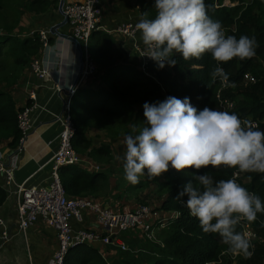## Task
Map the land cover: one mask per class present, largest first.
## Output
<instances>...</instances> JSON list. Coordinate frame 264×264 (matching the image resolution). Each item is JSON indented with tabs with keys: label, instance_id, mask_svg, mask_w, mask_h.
<instances>
[{
	"label": "trees",
	"instance_id": "trees-1",
	"mask_svg": "<svg viewBox=\"0 0 264 264\" xmlns=\"http://www.w3.org/2000/svg\"><path fill=\"white\" fill-rule=\"evenodd\" d=\"M231 2L238 4L226 7L218 0H205L207 14L213 20L221 22L226 35L236 36L237 39L241 35L255 37L259 47L256 49V56L250 60L233 59L222 65L229 74V81L234 82L236 86L222 89L220 97L234 102L235 108L230 113H235L239 118L252 119L258 130L264 131V0ZM57 3V0H28L25 10L35 16L42 15L50 8H55ZM7 4L9 5L8 2L0 1V11L12 10ZM135 6L139 7L140 18L142 13H149V18H154V0H135ZM13 12L16 14L15 9ZM19 20L20 17L17 16L14 20L15 27L19 25ZM15 27L6 26L4 32L0 33V145L6 142L5 147L9 149L18 146L21 133L17 127V115L23 110V107L19 108L15 103L13 88L18 84L24 70L30 67L33 59L41 52L38 31L20 37L15 33ZM138 36L140 37V33ZM92 39L99 47L98 53L94 50L96 44L91 43ZM140 42L143 45V42ZM115 44L113 36L106 32L92 33L88 43L90 55L93 61L104 69L102 74L96 72L85 80L81 85L83 89L78 88L70 101V117L75 130L71 146L82 159L90 163L89 166L110 163L113 153L109 145H93L89 134L96 128V123L92 114L102 118L115 114L126 117L128 127L124 128L123 132L127 136L137 134L142 127L141 123L145 122V103L154 104L170 96L179 99L190 98L191 104L198 111L205 107L219 111L216 95L221 84L218 79L215 82L211 80L210 72L215 67V61L209 53L199 60L189 61H185L180 54H174L173 58L177 61L175 66L165 65L163 69L150 60L147 62L149 73L145 74L139 67L138 58L135 64L130 57L127 62H123V53L120 49H114L117 46ZM246 73L255 78L254 83L245 84L242 81ZM142 87V92L133 90H141ZM81 95L82 109L79 110L77 105ZM89 166L84 163L60 169L59 177L67 197L96 198L101 195L102 184L109 181L110 175L106 172L107 169L102 167L94 170L92 166L93 171H88ZM206 171L214 181L232 179L233 174L237 172V183L249 192L257 194L264 203V174L239 173L238 169L223 166ZM189 179L190 176L178 174L170 168L161 181L156 183L155 193L160 197L164 195L156 208L158 217L172 212L178 216L170 220L165 228L159 229V243L149 250L150 255L139 258L136 253L111 249L112 253L106 261L96 248L80 245L69 250L63 264H113L112 258L118 255L124 262L125 257H128L132 264H264V214L258 213L254 222L245 221L255 233V239L251 242L254 249H250L254 251V255L251 259L237 257L233 261L227 253L228 246L221 242L219 235L205 234L199 226V221L176 200L178 192ZM123 185L125 188L124 183ZM5 199L6 192L0 188V206ZM184 200L186 201L187 197H184ZM242 230L241 224L238 225L237 231L242 233ZM121 238L124 239L122 236ZM133 242L136 243L130 241L129 245L127 244L131 249L134 248Z\"/></svg>",
	"mask_w": 264,
	"mask_h": 264
},
{
	"label": "clouds",
	"instance_id": "clouds-1",
	"mask_svg": "<svg viewBox=\"0 0 264 264\" xmlns=\"http://www.w3.org/2000/svg\"><path fill=\"white\" fill-rule=\"evenodd\" d=\"M153 9L154 18L142 13L135 29L146 56L158 68L175 66L174 54L189 61L209 53L215 61L211 80L236 86L222 65L254 58L259 47L255 37L226 35L221 22L207 14L205 0H154ZM143 110L145 122L139 132L124 138V179L137 185L141 177L155 180L170 168L190 176L176 200L199 221L205 234L219 235L228 254L251 259L254 246L237 226L256 221L258 213L264 214V203L235 179L214 181L206 170L223 166L264 174V131L235 113L208 107L198 111L188 97L145 103Z\"/></svg>",
	"mask_w": 264,
	"mask_h": 264
},
{
	"label": "built area",
	"instance_id": "built-area-1",
	"mask_svg": "<svg viewBox=\"0 0 264 264\" xmlns=\"http://www.w3.org/2000/svg\"><path fill=\"white\" fill-rule=\"evenodd\" d=\"M101 0H81L77 3L63 4L60 15L67 20L70 28V37L79 43L80 53L77 52L78 73L73 84L66 90L68 96L63 104L62 113L56 117L61 131L58 139V147L53 157L48 162L49 181L42 187H25V183L17 184L14 181V172L18 168L19 154L22 152L24 142L31 131V112L37 107L36 89L31 87L27 91L29 104L17 115V127L21 137L15 149L4 147L0 150V175L4 177V184L12 187L16 196V217L17 233L26 237L29 228L38 220L43 221L56 233L57 248L54 250L48 264H63L69 250L80 245L89 247L101 246L100 256L107 260L112 253L111 249H119L123 252L130 251L129 246L122 240L121 234L127 232L141 233L148 241L155 242L153 228L157 230L165 228L170 220L177 217L175 212L166 216L158 217V212L153 211L147 205H137L134 207L113 208L98 203L92 198L67 197L59 177L62 167L89 163L82 159L71 146V140L75 134L70 117V101L76 90L83 82L96 72V65L91 58L88 43L92 33L103 31L110 35L122 38L130 48L133 56L140 60V69L148 74L147 62L152 60L147 57L145 46L138 41L139 32L135 29L137 20L129 19L117 25L114 29H105L102 22ZM138 12L139 7L135 6ZM39 41L41 51L48 50L49 30H40ZM30 71L39 80L49 77L51 70L39 58L35 57L30 64ZM245 84H252L255 78L246 73L243 75ZM221 84V83H220ZM224 87L221 84L217 92L219 111L232 112L235 104L232 101L221 99L220 92ZM56 92L65 91L59 84L54 85ZM242 121H252V119L241 118ZM7 157L9 163H4ZM94 169H98L97 166ZM239 174L232 176L238 180ZM88 221L94 223V228H85L81 225ZM74 224L80 225L75 227ZM242 233L246 235L250 242L255 239V233L248 223L242 222ZM13 235L9 232L5 220L0 218V247L11 240ZM214 264V263H213Z\"/></svg>",
	"mask_w": 264,
	"mask_h": 264
},
{
	"label": "crops",
	"instance_id": "crops-1",
	"mask_svg": "<svg viewBox=\"0 0 264 264\" xmlns=\"http://www.w3.org/2000/svg\"><path fill=\"white\" fill-rule=\"evenodd\" d=\"M59 2V0H57ZM77 3L81 0H75ZM65 3V0H64ZM66 4V3H65ZM71 4V2L67 3ZM102 26L105 29H114L122 22L129 19L137 20L139 13L134 11L135 0H101ZM62 17L58 11V3L55 8H50L42 15H33L30 22H25L32 31L49 30L60 25ZM31 25V26H30ZM57 33L70 35V28L67 24L60 26ZM113 36V35H112ZM117 45L123 53V62L128 58L135 61L129 44L122 38L113 36ZM49 49L41 51L39 57L48 69L51 70L49 77L39 80L28 67L21 75L18 84L13 88V97L17 107L27 105V91L31 87L36 89L37 107L31 112L30 120L32 124L22 152L19 154V164L14 172V181L17 184L25 183V187H42L49 181L48 162L53 157L57 147L61 131L56 117L62 113L63 104L68 96L66 90L73 84L78 73V60L75 46L67 39L49 34ZM94 39V38H93ZM93 39L91 43L93 44ZM96 53L99 47L94 49ZM97 72L102 74L103 67L94 62ZM59 84L65 91L56 92L54 85ZM83 89V87H80ZM6 146V142L0 145V150ZM4 163H9L8 158H4ZM89 166L90 163H87ZM91 166H94L91 164ZM91 169V168H89ZM0 188L6 192V199L0 206V218L6 221L9 232L13 235L10 241L0 247V264H48V260L57 248L55 231L47 226L43 221L38 220L26 233V237L17 233L16 217V196L12 187L4 184V177L0 175ZM98 203L108 205L107 196L90 197ZM75 227L80 225L74 224ZM85 228H96L92 221L81 225ZM97 249V246L95 247ZM98 250V249H97ZM99 252V251H98ZM100 253V252H99Z\"/></svg>",
	"mask_w": 264,
	"mask_h": 264
},
{
	"label": "rangeland",
	"instance_id": "rangeland-1",
	"mask_svg": "<svg viewBox=\"0 0 264 264\" xmlns=\"http://www.w3.org/2000/svg\"><path fill=\"white\" fill-rule=\"evenodd\" d=\"M4 3H9L12 10H5L0 11V33L4 32L6 26H14V20L17 19V16L20 17L19 25L15 27L16 32L20 37L29 36L32 33V30L25 26V22H30L31 17L33 14L28 13L25 10V4L28 0H0ZM73 3L76 2L75 0H65V3ZM218 2L222 3L223 6L226 7H234L238 3H233L231 0H218ZM64 3V4H65ZM8 5V4H7ZM8 5V6H9ZM13 9L16 10V14H14ZM139 22V21H138ZM31 26V25H30ZM138 41L141 44L140 37L138 36ZM93 44L97 43L93 40ZM130 49V46H128ZM102 49V48H101ZM136 61V57H134ZM134 61V62H135ZM133 62V64H135ZM128 85H126L127 87ZM135 92H142L143 87L140 89L133 88ZM141 100V99H140ZM82 95L80 101L77 105L79 110L82 109ZM93 119L96 123V128L92 129L90 132V138L93 141L94 146H101V145H109L112 150V161L110 163H98L97 166L99 170L102 168H106V172L110 175V179L107 183L102 184V196H107L108 199L106 200L108 205L113 208H122V207H129V206H137V205H147L151 209L156 210L159 206L160 201L164 198V195L161 197L155 193L156 191V183L161 181L164 174L161 177L156 178L155 180H149L146 176L140 178V185H131L124 179V172L122 167V157L125 151V143H124V128L128 127L127 118L124 116H120L119 114L110 115L108 117L102 118L100 115L92 114ZM100 164V165H99ZM94 166V167H95ZM91 169L88 171H93L92 166H89ZM125 184V188L124 185ZM155 242L152 243L148 241L141 233H127L125 235H121L124 239L126 244L129 245L130 241L133 242L134 248L128 252L136 253L139 258L145 257L146 255H150V249L154 248V244L156 245L159 243L158 234L159 230L156 227L153 228ZM101 250V246H98V251ZM136 251V252H135ZM143 255V256H142ZM145 255V256H144ZM229 258L231 260H235L237 257H234L229 254ZM126 261L120 258L119 255L117 257H113V264H116L118 261L120 264H132L128 257H125Z\"/></svg>",
	"mask_w": 264,
	"mask_h": 264
},
{
	"label": "water",
	"instance_id": "water-1",
	"mask_svg": "<svg viewBox=\"0 0 264 264\" xmlns=\"http://www.w3.org/2000/svg\"><path fill=\"white\" fill-rule=\"evenodd\" d=\"M64 4V0H59L58 2V11L60 13L61 11V8H62V5ZM67 23V20L65 18L62 19V22L60 23V25L58 26H54L50 29V33L52 35H55L57 37H61V38H64V39H67L68 41L72 42L73 45L75 46V50L76 52L79 54L80 53V47H79V43L77 41H75L72 37L68 36V35H62V34H59L57 33V29L60 27V26H63ZM133 56V55H132Z\"/></svg>",
	"mask_w": 264,
	"mask_h": 264
}]
</instances>
